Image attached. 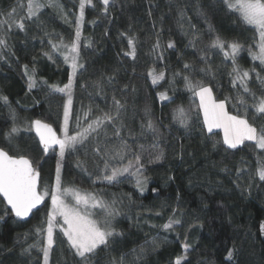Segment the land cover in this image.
Instances as JSON below:
<instances>
[{
	"label": "trees",
	"instance_id": "obj_1",
	"mask_svg": "<svg viewBox=\"0 0 264 264\" xmlns=\"http://www.w3.org/2000/svg\"><path fill=\"white\" fill-rule=\"evenodd\" d=\"M61 2L69 11L70 18L78 15V6L74 7L77 0ZM93 2L95 8L85 9L80 49V62L84 63L85 68L78 73L73 90L71 129H75V117L77 114L82 116V110L91 108L93 116L99 115L101 109L108 111L112 105V95L115 94L122 103H126V110L122 113L126 127L121 134L132 150L137 151L139 144L147 149L152 142L151 134L139 136L140 124L145 120L144 110L149 107L151 118L163 135L160 146L165 151L166 159L160 164H148L147 152L144 153V175L148 177V183L141 193L135 187V178L127 174L119 183L93 182L99 168H103L102 160L93 150L97 144L95 139L66 158L62 171L65 184L102 193L110 201L115 199L120 211L115 223L124 236L117 238L119 243L113 249L106 250L102 246L92 264H108L112 256L138 248L153 237L158 238L160 248L155 252L149 251L145 264H174L178 256L184 255L182 244L185 235L190 248L184 264H226L227 251L233 246L237 251L232 264H264V234L259 230L261 222H264V182L258 178L252 179L257 156L264 150L255 148L254 143L228 151L220 143L213 147L214 142L222 140V132L215 131L210 137H202L200 126L203 114L197 108L199 98L185 88L181 78H176L174 84L170 83L172 72L182 69L184 62L192 63L197 68L205 66L199 59L204 54L203 49L213 69L218 68L216 78L213 80L211 76L197 72L194 79L203 80L211 86L217 100L232 97V101L226 105L230 114H236L233 103L237 90L232 88L227 75L232 64L218 50H207L210 41L208 27L211 24L215 33L227 41H239L244 46L238 56L239 66L242 69L255 67L260 72L259 61H253L248 53V47L254 46V38L258 40L255 30L242 24L237 14L225 10L218 0H112L107 15L102 14L99 0ZM26 5L27 0H0V13L5 14L0 16V20L5 19L13 7H16L14 19L26 16ZM24 22V31L14 25L11 28L8 51L0 49V54L5 56L0 60V94L9 98L19 127L30 120L41 119L59 133L66 98L61 94H49L46 87L39 85L29 91L22 66L27 64L31 71L34 64L38 80L42 78L49 84L63 86L71 69L59 53L55 54L54 62L43 53L51 51L50 40L58 43L62 36L68 42L74 36V21L65 23L53 9L44 8L39 20L25 19ZM192 32L200 34L195 47L188 46ZM121 33L136 37L135 59L124 55L128 51L127 38L122 37ZM157 34L160 51L164 53L163 60L152 52ZM88 40L92 41L91 47H86ZM169 41L175 43V49L167 48ZM152 68L157 73L165 72V79L157 85H153L148 76ZM108 77L114 79L109 82ZM252 77L249 86L259 95L261 86L255 79V73H252ZM102 78L103 92L100 93L94 85ZM162 91H167L169 100L159 99L157 93ZM178 106L189 112L193 124L191 129H185L173 120L174 110ZM11 123L9 108L0 103V145L4 144L3 132ZM255 123L259 127L264 124V119H258ZM129 129L135 139L129 137ZM107 133V138L103 134L98 137L101 149L105 144L109 150L118 147L119 139L113 135L111 127ZM13 143L18 144L25 154L42 160L41 183L52 184L58 149L50 150L44 156L38 137L32 131L22 130ZM181 144L182 159L179 155ZM77 159L84 163L87 172L75 166ZM129 159L130 154L123 161L111 160V164H127ZM224 168L227 171H222ZM237 169L242 171L238 174ZM249 184L252 185L250 191L247 190ZM154 188L156 191H152ZM45 203L47 206L43 205L39 211H35L29 220H17L13 215L0 220V264H42V253L37 248L28 253L23 250L40 239L35 235L34 228L46 218L49 202ZM4 207L0 203V215ZM177 207L180 211L176 215L183 224L175 226L173 232H165L159 226L167 222L172 210ZM157 212L160 215H156ZM190 225L194 226L189 228ZM54 239L50 264H79L59 229L55 230Z\"/></svg>",
	"mask_w": 264,
	"mask_h": 264
},
{
	"label": "snow or ice",
	"instance_id": "obj_2",
	"mask_svg": "<svg viewBox=\"0 0 264 264\" xmlns=\"http://www.w3.org/2000/svg\"><path fill=\"white\" fill-rule=\"evenodd\" d=\"M112 0H99L102 5V14L109 13V7ZM218 3L223 8L233 14H237L240 22L246 26H251L258 40L254 38V46L248 47L249 56L253 61H259L261 68L260 72L256 68L242 69L238 64L239 53L244 50V46L236 40L227 41L222 38L211 24H209L208 32L210 41L206 46L207 50H218L222 53L225 60H230L232 67L227 73L230 77V83L233 89H236L235 103L233 108L236 109V114H230L226 110V103L232 101V97L226 96L223 100H217L213 95V88L205 84L203 80H195L194 75L199 72L205 76L216 78L217 69L208 59L207 52L199 57L201 63L205 66L197 68L189 62L183 63V68L172 72V81L174 84L176 78H181L184 81L185 88L192 93L194 97L199 98L197 108L203 114V121L200 126L202 137H210L214 134V129H220L223 132L221 141H216L225 147V151L237 150L246 141L254 142V147L264 150V124L256 126L258 119H264V0H218ZM78 6V15L69 17V11L65 10L61 0H27L26 16H20L14 19L16 7H13L7 13L6 18L0 20V49L8 51V35L13 25L20 31L25 30V19L39 20L41 10L44 8L53 9L65 23H73L74 21V36H71L68 42H65L64 37L59 38L58 43H52L50 52H44L43 55L49 60H53L56 53L63 57V62L71 69L68 74L67 82L60 86L58 84H49L47 80L37 79L35 65L31 71L27 64L23 65V74L26 79V85L29 91L39 86L46 87L49 94H61L66 98L63 104V119L60 125L59 134L57 130L49 123L41 119H34L28 123V126L21 129L17 123V115L14 109L11 108L9 98L6 95L0 94V103L9 108V118L11 126L3 132L4 144L0 145V197L5 205L3 214L0 215V220L5 216L13 215L21 220H26L34 210L39 211V206L46 205V200L50 199L51 206L48 208L46 218L41 221L40 225L34 228L35 235L40 238L28 248L24 249V253L30 252L31 249L37 248L42 253V264H50V254L53 251L55 239L54 232L58 228L59 233L66 238L69 249L73 255L78 258L79 264H92L93 258L97 255L98 250L113 249L119 243L118 237H123L124 232L116 227V217L120 215L119 209L116 207L117 201H107L102 193L81 191L76 187H66L62 177L64 161L70 155L78 152L81 147H84L90 140H97L94 146V152L103 162V168H99V172L95 175V180L114 184L121 182V178L127 174L135 178V187L143 193L146 190L148 177L144 175L146 171L145 156L147 152L148 164H160L166 159L164 149L160 146V140L163 138L158 124L151 118V109L145 108V120L140 124L139 136L146 137L151 134L152 142L145 149L143 144L138 145V150L133 151L128 140L122 136V131L126 127L122 118V113L126 110V103H122L115 94L112 95V105L108 111L100 110L99 115H92V110L89 108L83 111V115L77 114L75 117V129L70 128V120L72 118L73 90L76 84L77 75L81 69L85 68L84 63H81V40L82 29L85 22V9L88 7L95 8L93 0H77L74 7ZM5 15L0 13V16ZM151 15V12H149ZM183 16V13H181ZM95 23V21H92ZM194 27V26H193ZM122 37L127 38L128 51L124 52L125 56L136 58L135 36H129L127 33H121ZM192 39L189 40L188 46L195 47L196 41L200 38V34L192 32ZM92 41L88 40L86 47H91ZM254 47L256 50H254ZM167 48L175 49V43L169 41ZM161 44L159 34H157L156 43L152 46V52L157 55L160 60L164 59L163 51H160ZM14 55V53H9ZM5 59L3 54H0V60ZM35 62V57H33ZM252 73H255V79L259 82L260 94L253 91L249 86L253 79ZM148 76L151 78L153 85H157L165 79V72H156L155 68L148 71ZM109 82L114 78L108 77ZM84 87V85H81ZM98 92H103V78L97 81L94 85ZM127 87V86H125ZM161 101L169 100L170 97L167 91L157 93ZM243 110V113H241ZM251 112V120L249 113ZM173 120L178 122L183 128L191 129L193 124L190 119L189 112L182 106H178L173 113ZM86 121V123H84ZM111 127L113 135L119 139V146L109 150L105 144L102 150L98 141L101 134L107 138V130ZM34 131L38 137V144L41 146V151L44 156H47L50 150L58 149V158L56 160L54 181L52 184L41 183V168L43 166L40 158H34L22 152L19 145H14L21 131ZM129 137L135 139L131 129L128 130ZM131 159L127 164L114 166L111 160L118 159L123 161L128 155ZM179 155L183 157V144L180 145ZM243 159V158H242ZM75 166L82 171L87 172L84 163L79 159L76 160ZM222 171H227L226 168ZM241 169H237L238 174ZM89 175H93L89 173ZM264 182V151L257 156V167L252 179H257ZM172 179V177H169ZM251 184L248 189L250 191ZM237 187H240L237 184ZM156 191V189H152ZM243 191V190H242ZM74 203H69L68 198ZM179 194L177 200L179 201ZM94 209H100L102 217L95 218ZM180 211L179 207L172 210V215L169 216L166 223L159 226L165 232L175 231V226H182L183 221L176 213ZM156 215H160L159 212ZM181 215L183 213L181 212ZM194 225H190L189 228ZM152 227H157L152 225ZM260 233L264 234V222L260 224ZM177 237L179 234L177 233ZM19 239V237L17 238ZM27 239V234H25ZM166 239V238H165ZM182 244L184 255L178 256L174 264H184L187 260V252L190 245L186 242ZM160 248V243L157 237H153L151 241L145 242L138 248H133L129 252H121L119 256H112L108 264H145V259L149 251L155 252ZM237 250L233 246L227 251L226 264H232V261ZM131 256V259L129 257ZM215 264V262H209Z\"/></svg>",
	"mask_w": 264,
	"mask_h": 264
},
{
	"label": "rangeland",
	"instance_id": "obj_3",
	"mask_svg": "<svg viewBox=\"0 0 264 264\" xmlns=\"http://www.w3.org/2000/svg\"><path fill=\"white\" fill-rule=\"evenodd\" d=\"M213 95H214V93H213ZM215 97V96H214ZM226 110L228 111V108H227V105H226ZM31 121V120H30ZM30 121H28V122H25L23 125H21L20 126V128L21 129H24V128H26L27 126H28V123L30 122ZM70 128H71V123H70ZM215 131H220V132H222V130H220V129H214V132ZM32 132H34V131H32ZM59 134V133H58ZM222 135H223V132H222ZM246 143H254V142H252V141H246L245 142V144ZM244 144V145H245ZM241 146H243V145H241ZM240 146V147H241ZM65 184V183H64ZM65 186L66 187H74V186H69L68 184H65ZM79 189V188H78ZM81 190V189H80ZM81 191H84V190H81ZM105 199V198H104ZM105 200H107V199H105ZM46 201H48L49 202V205H48V208H50V206H51V203H50V199H48V200H46ZM107 201H110V200H107ZM68 202L71 204V203H74L72 200H71V198L69 197L68 198ZM95 213H96V216H95V218H97V219H99V218H101L102 217V212L100 211V209H94L93 210ZM58 229V228H57Z\"/></svg>",
	"mask_w": 264,
	"mask_h": 264
},
{
	"label": "water",
	"instance_id": "obj_4",
	"mask_svg": "<svg viewBox=\"0 0 264 264\" xmlns=\"http://www.w3.org/2000/svg\"><path fill=\"white\" fill-rule=\"evenodd\" d=\"M43 205H41V206H39V208H41ZM36 210H34V212H35ZM33 215V214H32ZM32 215L29 217V218H27L26 220H29V219H31V217H32ZM14 217V216H13ZM15 219H17V220H21V219H19V218H16V217H14ZM21 221H25V220H21Z\"/></svg>",
	"mask_w": 264,
	"mask_h": 264
}]
</instances>
